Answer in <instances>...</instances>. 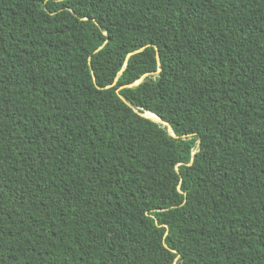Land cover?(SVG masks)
<instances>
[{
  "label": "trees",
  "instance_id": "obj_1",
  "mask_svg": "<svg viewBox=\"0 0 264 264\" xmlns=\"http://www.w3.org/2000/svg\"><path fill=\"white\" fill-rule=\"evenodd\" d=\"M174 261L264 264V0H0V264Z\"/></svg>",
  "mask_w": 264,
  "mask_h": 264
},
{
  "label": "water",
  "instance_id": "obj_2",
  "mask_svg": "<svg viewBox=\"0 0 264 264\" xmlns=\"http://www.w3.org/2000/svg\"><path fill=\"white\" fill-rule=\"evenodd\" d=\"M141 81H142V79L136 81L134 84H131L130 86H132V85H137V84H139ZM142 115L145 116L144 113H142ZM145 117H147V116H145ZM157 117H158V116H157ZM149 118H150V117H149ZM158 118H159V117H158ZM151 119H153V120H155V121H158V122H159V121H160V122L162 121L160 118L157 120V119L151 117ZM168 130L171 132L172 135L175 136V134L173 133L172 128H171L170 126H169V129H168ZM175 252H176V251H175ZM178 258H179V255L177 256V259H178ZM177 259H176V260H177ZM174 264H176V261H174Z\"/></svg>",
  "mask_w": 264,
  "mask_h": 264
},
{
  "label": "bare ground",
  "instance_id": "obj_3",
  "mask_svg": "<svg viewBox=\"0 0 264 264\" xmlns=\"http://www.w3.org/2000/svg\"><path fill=\"white\" fill-rule=\"evenodd\" d=\"M147 114H149L150 116H152V117H154L155 119H159L154 113H152V112H147Z\"/></svg>",
  "mask_w": 264,
  "mask_h": 264
},
{
  "label": "rangeland",
  "instance_id": "obj_4",
  "mask_svg": "<svg viewBox=\"0 0 264 264\" xmlns=\"http://www.w3.org/2000/svg\"><path fill=\"white\" fill-rule=\"evenodd\" d=\"M144 115L147 116V117H150V118L152 117V116H150L149 114H147V112H144ZM152 118H154V117H152ZM157 120H158V119H157ZM159 122H160V121H159Z\"/></svg>",
  "mask_w": 264,
  "mask_h": 264
}]
</instances>
